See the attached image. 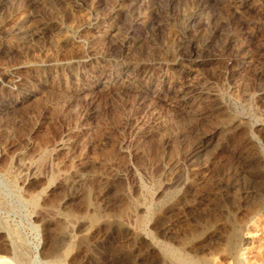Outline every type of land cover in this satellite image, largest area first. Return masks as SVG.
Wrapping results in <instances>:
<instances>
[{
	"label": "rangeland",
	"instance_id": "1",
	"mask_svg": "<svg viewBox=\"0 0 264 264\" xmlns=\"http://www.w3.org/2000/svg\"><path fill=\"white\" fill-rule=\"evenodd\" d=\"M252 154L264 0H0V264H236L214 198L264 192Z\"/></svg>",
	"mask_w": 264,
	"mask_h": 264
},
{
	"label": "bare ground",
	"instance_id": "2",
	"mask_svg": "<svg viewBox=\"0 0 264 264\" xmlns=\"http://www.w3.org/2000/svg\"><path fill=\"white\" fill-rule=\"evenodd\" d=\"M23 29V28H22ZM18 32H20V31H18ZM16 35V34H15ZM17 39V38H16ZM212 138V137H211ZM197 143V142H196ZM196 146V148L195 149H192L188 154H187V161H195V159L196 158H199V157H201L202 158V156L204 155V152H205V149L202 147V146H197V145H195ZM208 146V145H207ZM65 148V147H64ZM62 150V149H61ZM207 150V149H206ZM206 153V152H205ZM213 153H215V152H213ZM258 153V152H257ZM174 154H176V153H174ZM175 156V155H174ZM205 157H207V156H205ZM249 157V156H248ZM251 157L252 158H250L248 161H247V165H246V167H247V170L251 173L250 175H253V178H254V181L255 182H261V183H264V159H260L259 158V155L258 154H252L251 155ZM258 157V158H257ZM264 157V156H263ZM177 163H178V161H177ZM188 163V162H187ZM196 164H197V162H195ZM176 165V164H175ZM193 165H194V163H193ZM173 166V165H172ZM177 166V165H176ZM178 166H180V165H178ZM178 168V167H177ZM238 178V177H237ZM252 178V177H251ZM237 181V180H236ZM240 181V180H239ZM234 182V181H233ZM237 183V182H236ZM222 184H224V183H222ZM237 186V185H236ZM239 186V185H238ZM234 187H235V185H233V184H228L227 186H224V187H221L223 190H225V192L226 191H231V190H233L234 189ZM255 187V186H254ZM234 192V191H233ZM260 192V191H259ZM231 194V193H230ZM169 196V195H168ZM235 196V197H234ZM240 196V195H239ZM165 197V196H164ZM231 197H233L234 199L237 197V195H220V196H218V195H216V198H214V199H216V201H217V203H216V209H218L219 208V210L221 209V210H223L222 212H225L227 215H228V217L229 218H227V220H224L223 218H225V217H222V216H219V211H218V213L219 214H215V212H213L214 213V215H213V213H211L213 216V221H214V223H215V225H214V228L216 227L217 228V230H219V231H221V229L223 228V227H225V226H227V244H226V246H225V248H224V252L228 255V256H230V257H232V259H235V261H236V264H243V260L240 258V256H239V251H238V248H239V246H241L242 245V241H243V235H245V234H243V232H244V230H245V225H246V223H249V221H252L254 218H255V216L256 215H258L257 213H259V212H264V192L262 193V194H260V195H250V193L249 192H247L246 193V195H241V197L239 198L240 200H242L241 202H243V204L242 203H238V205L237 206H228V201H231V200H229L228 198H231ZM233 199V200H234ZM250 199H254V200H257L258 201V203H257V205L256 206H254L253 204H252V206L250 205V206H248V200H250ZM149 200V199H148ZM213 200V199H212ZM238 200V199H237ZM236 200V201H237ZM250 202V201H249ZM223 203V204H222ZM233 203V202H232ZM231 203V204H232ZM237 203V202H236ZM236 203H235V205H236ZM252 203V202H251ZM213 204V203H212ZM90 205V204H89ZM135 205V204H134ZM213 205H215V204H213ZM209 206V205H208ZM211 207V206H210ZM199 208V207H198ZM214 207H212L211 208V210L213 209ZM223 208V209H222ZM210 211V210H209ZM213 211V210H212ZM150 213H151V211H150ZM154 214V213H153ZM239 215H241V216H244V218L242 219V220H240L239 218H238V221H237V217H240L241 218V216H239ZM73 216V215H72ZM211 216V215H210ZM225 216V215H224ZM86 217V216H85ZM88 217V220L92 223V224H95V223H98V222H100V220H101V216H100V214L99 213H97V212H95L94 214H92V215H89V216H87ZM153 217V216H152ZM230 217H232L233 219H230ZM146 218V217H145ZM211 218V217H210ZM141 219V218H140ZM109 222V221H108ZM206 222V221H205ZM222 222H224V224H221ZM163 223V222H162ZM213 223V222H212ZM221 224V226L219 227V225L218 226H216L217 224ZM213 225V224H212ZM246 228H247V226H246ZM224 229V228H223ZM248 229V228H247ZM226 230V229H225ZM214 232V231H213ZM216 232V231H215ZM223 232H225L224 230H223ZM213 234V233H212ZM216 234V233H215ZM218 234H220V233H218ZM224 234V233H223ZM224 234V235H225ZM165 235V234H164ZM166 235H167V231H166ZM192 236V235H191ZM186 238V237H185ZM213 238V237H212ZM203 242V241H202ZM223 242V241H222ZM181 244L183 243L182 241L180 242ZM223 243H225V242H223ZM223 245V244H222ZM223 247V246H222ZM222 247H221V249H222ZM70 248H71V246H70ZM179 249V248H178ZM181 249V248H180ZM240 250V249H239ZM241 252V251H240ZM166 254V253H165ZM164 254V255H165ZM59 256V255H58ZM60 257V256H59ZM21 258V257H20ZM169 258H171V257H168L167 256V258H165L166 259V261L168 262L169 261ZM21 260V259H20ZM204 260H206V259H204ZM4 261H5V259H4ZM199 262V263H198ZM198 262H194V261H188V262H186V263H184V264H208L206 261L205 262H201L200 263V261H198ZM2 264V263H1ZM167 264V263H166Z\"/></svg>",
	"mask_w": 264,
	"mask_h": 264
}]
</instances>
